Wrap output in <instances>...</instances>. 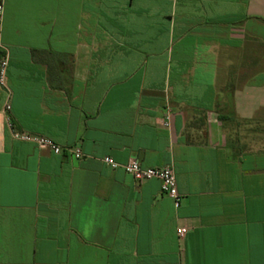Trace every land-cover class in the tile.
<instances>
[{"label": "crops", "instance_id": "0c3cea01", "mask_svg": "<svg viewBox=\"0 0 264 264\" xmlns=\"http://www.w3.org/2000/svg\"><path fill=\"white\" fill-rule=\"evenodd\" d=\"M3 2L0 264H264V0Z\"/></svg>", "mask_w": 264, "mask_h": 264}, {"label": "built area", "instance_id": "2783aa9c", "mask_svg": "<svg viewBox=\"0 0 264 264\" xmlns=\"http://www.w3.org/2000/svg\"><path fill=\"white\" fill-rule=\"evenodd\" d=\"M4 14V2L0 0V25L3 21ZM7 66V60L5 58L0 61V84L4 82V75ZM15 138L24 140V141H32L41 149H48L51 152L61 155L68 154L75 159H81L83 157V153L79 148L76 147H62L56 144L54 141L44 138V137H36L25 134L15 133ZM103 162L113 169L123 168L126 174L131 176L136 181H144L157 179L161 183V193L169 197L174 201L175 207H180L181 205V196L177 189L176 177L173 169L171 167H163V168H143L138 163V161L132 159L125 165L121 166L111 157H105ZM186 233V229L181 228L178 231V235L183 237Z\"/></svg>", "mask_w": 264, "mask_h": 264}, {"label": "clouds", "instance_id": "9594fccd", "mask_svg": "<svg viewBox=\"0 0 264 264\" xmlns=\"http://www.w3.org/2000/svg\"><path fill=\"white\" fill-rule=\"evenodd\" d=\"M76 224L80 234L88 238L98 228L103 227V213L98 210L96 201L90 200L76 211Z\"/></svg>", "mask_w": 264, "mask_h": 264}]
</instances>
